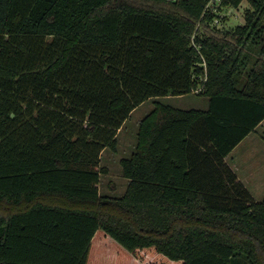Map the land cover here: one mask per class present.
I'll list each match as a JSON object with an SVG mask.
<instances>
[{"label": "trees", "instance_id": "trees-1", "mask_svg": "<svg viewBox=\"0 0 264 264\" xmlns=\"http://www.w3.org/2000/svg\"><path fill=\"white\" fill-rule=\"evenodd\" d=\"M209 1L0 0V264H264V196L225 160L264 119V0ZM200 85L206 109L156 100Z\"/></svg>", "mask_w": 264, "mask_h": 264}, {"label": "rangeland", "instance_id": "rangeland-1", "mask_svg": "<svg viewBox=\"0 0 264 264\" xmlns=\"http://www.w3.org/2000/svg\"><path fill=\"white\" fill-rule=\"evenodd\" d=\"M247 6L246 2H242L238 8H226L224 13L227 16V21L224 24L226 27L242 23V10ZM219 19V18H218ZM213 22V21H212ZM214 23V22H213ZM203 81L206 77H202ZM202 85L195 88L192 92L186 93L183 97L177 98L176 96H166L156 98L162 102L170 103L181 109H206L208 106V97L198 95L202 89ZM154 98L147 99L138 105L129 115V118L119 128L116 138V148H106L101 153V166L106 169L100 175L98 190L100 194L109 195L113 197L122 196L127 188V180L121 174L120 159L128 157L136 143L137 125L140 119L153 107ZM264 127L259 128L258 135L255 136L259 141V135H263ZM264 136V135H263ZM260 141H262L260 139ZM264 177V173H263ZM262 195L256 193L257 198H262Z\"/></svg>", "mask_w": 264, "mask_h": 264}, {"label": "crops", "instance_id": "crops-1", "mask_svg": "<svg viewBox=\"0 0 264 264\" xmlns=\"http://www.w3.org/2000/svg\"><path fill=\"white\" fill-rule=\"evenodd\" d=\"M261 126L264 127V119L232 149L225 159L255 201H261L264 196V133L259 135L262 141L259 139L255 142V136L258 135ZM256 193L262 195V198H257Z\"/></svg>", "mask_w": 264, "mask_h": 264}, {"label": "built area", "instance_id": "built-area-1", "mask_svg": "<svg viewBox=\"0 0 264 264\" xmlns=\"http://www.w3.org/2000/svg\"><path fill=\"white\" fill-rule=\"evenodd\" d=\"M221 0H210L209 3L207 4V6L209 7H213L215 5H217ZM214 24H218L219 23V19L218 18H214L213 20Z\"/></svg>", "mask_w": 264, "mask_h": 264}]
</instances>
